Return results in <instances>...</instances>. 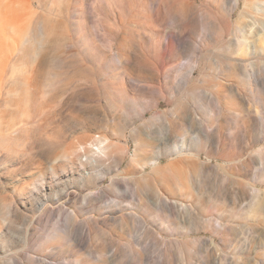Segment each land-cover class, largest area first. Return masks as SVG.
Listing matches in <instances>:
<instances>
[{
	"label": "rangeland",
	"instance_id": "1",
	"mask_svg": "<svg viewBox=\"0 0 264 264\" xmlns=\"http://www.w3.org/2000/svg\"><path fill=\"white\" fill-rule=\"evenodd\" d=\"M0 264H264V0H0Z\"/></svg>",
	"mask_w": 264,
	"mask_h": 264
},
{
	"label": "bare ground",
	"instance_id": "2",
	"mask_svg": "<svg viewBox=\"0 0 264 264\" xmlns=\"http://www.w3.org/2000/svg\"><path fill=\"white\" fill-rule=\"evenodd\" d=\"M142 69H144V68H142ZM122 81H123V80H122ZM120 84H122V86L120 85L122 88H121L119 91H122V90H124L125 82L123 81V82L120 83ZM118 89H119V88H118ZM120 93H121V92H120ZM120 93H119V94H120Z\"/></svg>",
	"mask_w": 264,
	"mask_h": 264
}]
</instances>
